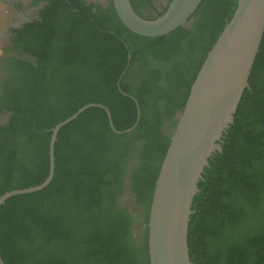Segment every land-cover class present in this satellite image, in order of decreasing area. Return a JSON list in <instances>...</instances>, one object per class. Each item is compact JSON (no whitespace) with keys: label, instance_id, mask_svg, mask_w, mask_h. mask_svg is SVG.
<instances>
[{"label":"trees","instance_id":"16d2710c","mask_svg":"<svg viewBox=\"0 0 264 264\" xmlns=\"http://www.w3.org/2000/svg\"><path fill=\"white\" fill-rule=\"evenodd\" d=\"M236 3L201 0L189 28L146 37L121 23L111 1L100 18L84 0H50L31 39H12L34 61L8 59L0 196L45 179L50 129L80 107L105 106L119 131L135 126L112 131L97 106L61 126L50 182L0 206L4 264H149V208L172 117ZM139 60L137 81L127 84ZM247 82L197 183L187 226L193 264H264V30Z\"/></svg>","mask_w":264,"mask_h":264},{"label":"water","instance_id":"95a60500","mask_svg":"<svg viewBox=\"0 0 264 264\" xmlns=\"http://www.w3.org/2000/svg\"><path fill=\"white\" fill-rule=\"evenodd\" d=\"M121 23L131 32L158 37L185 25L201 0H170L166 10L154 18H143L129 0H110ZM264 30V0H237L234 12L207 52L183 107L176 113V125L154 182L147 222L149 264H193L188 256L187 226L192 200L207 159L220 151L222 134L233 121V114L258 51ZM105 110L112 131L117 130L108 109L86 104L50 129L48 173L45 179L27 188L7 191L0 206L11 196L44 188L54 172V143L58 130L84 109ZM138 113L136 122L138 120ZM135 122V123H136ZM0 264H4L0 257Z\"/></svg>","mask_w":264,"mask_h":264},{"label":"flooded vegetation","instance_id":"af4514ba","mask_svg":"<svg viewBox=\"0 0 264 264\" xmlns=\"http://www.w3.org/2000/svg\"><path fill=\"white\" fill-rule=\"evenodd\" d=\"M85 5L94 4L91 9L94 13L97 14L100 18H106L108 16L107 10L109 9L110 0H84ZM50 0H0V3L5 4L4 13L10 14L11 18L6 22V24L0 23V39H5L0 45V99L3 94L2 88L8 83V80L11 75V64L8 59H16L25 62H33L34 58L25 53L24 51L13 48L12 39H31V36L34 32V27L36 26L35 22L42 21L41 13L46 14L49 11H45L49 5ZM169 0H149L146 3V0H136V10L139 16L143 18H154L160 14L165 6L168 4ZM98 8L99 11H98ZM3 10H0V15ZM51 16V15H50ZM196 19V16L189 18L185 24L187 28L192 24ZM144 61L139 60L135 63L134 68L127 75V84H133L136 80V72L143 65ZM156 61H147V66H152ZM167 68L171 64L167 65ZM10 65V66H9ZM176 112H174L173 119L176 118ZM32 174L34 173V168H31ZM128 190L126 187V180L124 186L122 187V195H128Z\"/></svg>","mask_w":264,"mask_h":264},{"label":"rangeland","instance_id":"374dc122","mask_svg":"<svg viewBox=\"0 0 264 264\" xmlns=\"http://www.w3.org/2000/svg\"><path fill=\"white\" fill-rule=\"evenodd\" d=\"M0 10H3L2 13H1V15H0V23L4 25V24H6V22L8 20H10L12 14H11V12H9L10 14L4 13V10H5V4L4 3H0ZM4 41H5V39H0V45ZM126 198H127L126 195H123L121 201L122 202H125L126 201Z\"/></svg>","mask_w":264,"mask_h":264}]
</instances>
